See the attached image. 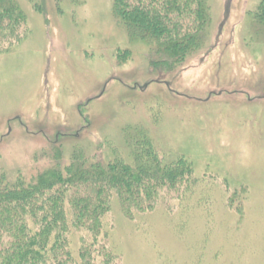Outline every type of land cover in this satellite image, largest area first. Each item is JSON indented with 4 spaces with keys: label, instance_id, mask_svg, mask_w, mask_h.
Segmentation results:
<instances>
[{
    "label": "rangeland",
    "instance_id": "rangeland-1",
    "mask_svg": "<svg viewBox=\"0 0 264 264\" xmlns=\"http://www.w3.org/2000/svg\"><path fill=\"white\" fill-rule=\"evenodd\" d=\"M16 1L27 20L0 49V169L28 171L55 141L130 160L145 130L191 172L144 213L113 200L116 264H264L261 0H208L204 44L170 71L130 41L113 0Z\"/></svg>",
    "mask_w": 264,
    "mask_h": 264
},
{
    "label": "trees",
    "instance_id": "trees-1",
    "mask_svg": "<svg viewBox=\"0 0 264 264\" xmlns=\"http://www.w3.org/2000/svg\"><path fill=\"white\" fill-rule=\"evenodd\" d=\"M113 11L130 41L154 45L151 64L169 71L199 51L211 21L208 0H113ZM253 15L264 27V0ZM26 20L16 0H0V49L17 40ZM138 133L129 140L130 160L102 145L93 155L77 147L66 155L55 141L28 171L0 169V264H116L105 222L113 200L127 217L144 213L191 172L184 159L164 161L148 132Z\"/></svg>",
    "mask_w": 264,
    "mask_h": 264
}]
</instances>
